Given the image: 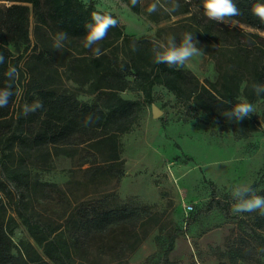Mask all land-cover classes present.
Returning a JSON list of instances; mask_svg holds the SVG:
<instances>
[{
	"label": "trees",
	"instance_id": "16d2710c",
	"mask_svg": "<svg viewBox=\"0 0 264 264\" xmlns=\"http://www.w3.org/2000/svg\"><path fill=\"white\" fill-rule=\"evenodd\" d=\"M7 1L13 3H0V52L5 56V63L0 65V88L8 82L5 73L9 66H15L18 73L21 70L19 58L14 56L12 47L20 49L30 43L31 18L34 17L36 39L45 47L35 56L37 63L51 69L55 62L54 57L49 55V49L39 30L45 28L52 36L58 31H66L69 39L64 42V46L75 52L71 68L89 84V90L96 94L97 101L89 104L81 102L74 94L41 88L28 96L27 104L38 100L44 107L25 116L24 101L18 102L19 75L17 76L13 87L14 95L8 107L0 109V154L4 157L0 162V170L3 172L0 174V264H75L74 255L77 251H83L84 247L94 241H97L98 250L108 254H114L117 248L123 246L135 249V240H132V244L127 238L135 227L144 225L148 218L154 219V214L148 211L150 206L138 208L124 203L116 207L99 208L85 204L78 209L72 220V228L65 230L50 228L42 221L21 214L30 236L41 252L32 248V252H25V257L22 253L16 255L12 238L16 223L13 218L8 217L2 196V193L10 196L15 192L21 200L26 201L32 188L31 173L24 160L16 154V148L27 151L30 148L51 146L58 154L72 145L75 139H79L82 144L87 145L92 156L103 161V165L86 169L85 174L89 180L96 182L112 169L122 174L121 165L124 160L121 158L120 137L131 130L139 117L143 102L140 99L124 98L121 92L130 89L140 91L144 101L152 104L154 87L161 85L179 102L188 104L194 111L204 112L222 130L232 131L237 139L247 138L264 126V110L260 118L251 114L240 122L229 121L223 116L235 103L241 102V97L250 103L257 99H263L264 102V94L257 96L253 91L254 84L264 85V36L208 19L203 0H177L180 8L174 14L191 13L192 8H197L199 14L190 16L185 32L192 33L199 42L197 46L214 60L218 72L216 80H201L186 66L177 69L155 63L152 49H159L160 43L125 33L113 14L111 15L118 20V24L110 28L107 37L99 43L98 47L103 54L96 57L92 49L83 46L86 24L92 23L93 12L110 13L98 9L94 2ZM125 1L135 13H140L138 4L133 7L130 0ZM163 1L170 6L171 0ZM234 3L241 15L232 19L264 31V22L251 11L255 4L264 3V0H234ZM133 44L136 51L132 50ZM15 108L17 117L13 123L10 119ZM89 115L93 117V122L85 126ZM13 128L21 129L27 134L23 136L22 133L11 132ZM105 164H108V168ZM262 182L264 172L250 186L255 190ZM39 185L49 188V195L57 188L56 184ZM256 194L264 196V191ZM248 198H251V192H244L242 197H238ZM234 199L219 197L216 186L212 184L211 197L205 211L220 210L225 217L237 219L243 225L244 235L234 244L231 264L249 260L250 256L260 260L264 258V235L258 231L264 230V215H253L252 222L240 218L231 210ZM66 232L70 239L66 238ZM177 233L176 230L156 264H172L169 255L175 248ZM119 235L126 237L120 239ZM106 236L111 237L112 241L104 240ZM252 239L258 241L259 249L256 254L248 249Z\"/></svg>",
	"mask_w": 264,
	"mask_h": 264
},
{
	"label": "rangeland",
	"instance_id": "374dc122",
	"mask_svg": "<svg viewBox=\"0 0 264 264\" xmlns=\"http://www.w3.org/2000/svg\"><path fill=\"white\" fill-rule=\"evenodd\" d=\"M84 1L94 2L98 9L115 15L125 33L159 43H166L169 36H174L179 44L190 16L199 14L197 8H192L191 13L169 14L164 10L168 5L163 0H157L158 10L151 14L147 8L156 0H139L140 13H135L125 0ZM0 3L10 5L13 2L0 0ZM223 24L264 36V31L232 18ZM35 26L32 17L30 43L20 49L12 47L21 69L18 102L24 101L25 105L28 96L47 88L74 94L81 102L95 103L96 94L90 92L89 84L71 68L75 52L66 46L61 50L53 48L54 36L45 28L40 29L39 34L45 40L49 55L55 59L54 67L49 69L37 63L35 56L45 47L36 39ZM185 66L201 80L218 77L214 60L205 53ZM121 95L143 102L131 130L120 137L124 160L122 174L112 169L96 182L89 180L86 169L103 165V161L92 156L87 145L79 139L58 154L51 146L27 151L15 149L31 173L32 188L26 201L21 200L18 193L10 196L2 193L8 217L16 223L12 236L14 253H22L25 257V252H32V248L41 252L21 214L42 221L50 228L65 230L72 228V220L85 204L111 208L126 203L138 208L150 206L148 211L154 214V219L148 218L144 225L135 227L127 238L130 243L135 240V249L123 246L114 254H108L98 250L97 241H94L83 251H77L75 264H156L176 230L175 248L169 255L172 264H231L234 244L244 235L243 225L237 219L225 217L220 210L206 212L205 208L211 197L212 184L219 197L235 198L234 205L241 200L234 193L244 194L245 186L260 179L264 172V126L247 138L237 139L232 131L222 130L204 112L194 111L188 104L179 102L161 85L154 87L152 104L144 101L140 91L130 89ZM244 100L241 97V101ZM252 104L255 106L253 115L260 118L264 110L263 99ZM154 107L161 110L160 116H154ZM11 116L14 123L16 108ZM11 132L27 134L16 128ZM3 159L0 154V162ZM104 166L108 168V164ZM41 183L56 184L57 188L49 195L50 189L39 185ZM255 191H264V182ZM189 206H192L190 211ZM235 214L252 222L253 215L260 214V210ZM258 233L264 235V230ZM69 237L66 232V238ZM248 249L256 254L258 241L252 239ZM238 264H264V258L258 260L250 256L249 260H240Z\"/></svg>",
	"mask_w": 264,
	"mask_h": 264
},
{
	"label": "clouds",
	"instance_id": "9594fccd",
	"mask_svg": "<svg viewBox=\"0 0 264 264\" xmlns=\"http://www.w3.org/2000/svg\"><path fill=\"white\" fill-rule=\"evenodd\" d=\"M130 2L135 7L139 0H130ZM179 8L180 5L177 0H171L170 6L165 7L164 10L172 14L177 12ZM203 8L208 19L221 23H229L231 18L241 15V11L236 3H234V0H203ZM157 10V0L147 8L149 14L155 13ZM251 11L261 22H264V3L255 4ZM91 21L92 23L86 24L87 32L83 36V46L87 49H92L94 55L99 57L103 54L98 47L99 43L107 37L110 28L117 26L118 20L111 14L93 12L91 14ZM68 39L69 35L66 31H58L54 36L53 48L57 50L63 49L64 42ZM198 43L192 33H185L179 44L175 42L174 36H169L166 43H160L159 49H152L154 62L157 64H166L168 67H175L177 69L182 68L193 58H198L203 55V49L197 46ZM132 50L136 51L135 44L132 45ZM4 63L5 56L3 52H0V65ZM5 76L8 82L4 87L0 88V109L8 107L11 97L14 95L13 87L18 76L17 68L15 66H9ZM253 91L257 96L264 94V85L254 84ZM43 107V103L38 100L32 104L26 103L23 109L24 115L27 116L29 113L36 112ZM253 113H255V106L244 100L235 103L231 110H226L223 113V116L229 121L240 122ZM92 122L93 117L89 115L85 120V126ZM244 192H251V198L241 199L235 203L231 209L232 212H253L259 209L260 214L264 215V196L257 195L250 185L244 187ZM234 195L242 197L243 192L236 191Z\"/></svg>",
	"mask_w": 264,
	"mask_h": 264
},
{
	"label": "water",
	"instance_id": "95a60500",
	"mask_svg": "<svg viewBox=\"0 0 264 264\" xmlns=\"http://www.w3.org/2000/svg\"><path fill=\"white\" fill-rule=\"evenodd\" d=\"M153 113L155 117H158L161 114V110H159L157 107H154Z\"/></svg>",
	"mask_w": 264,
	"mask_h": 264
},
{
	"label": "built area",
	"instance_id": "2783aa9c",
	"mask_svg": "<svg viewBox=\"0 0 264 264\" xmlns=\"http://www.w3.org/2000/svg\"><path fill=\"white\" fill-rule=\"evenodd\" d=\"M191 209H192V206H189V207H188V210L190 211Z\"/></svg>",
	"mask_w": 264,
	"mask_h": 264
}]
</instances>
